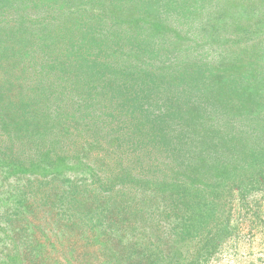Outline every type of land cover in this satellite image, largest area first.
<instances>
[{
  "label": "rangeland",
  "instance_id": "obj_1",
  "mask_svg": "<svg viewBox=\"0 0 264 264\" xmlns=\"http://www.w3.org/2000/svg\"><path fill=\"white\" fill-rule=\"evenodd\" d=\"M98 1L0 0V264H187L201 253L199 264H264V189L251 188L242 199L234 190L229 197L223 184L209 177V187L197 183L204 193L194 197L195 191L192 199L173 192L172 178L155 182L145 162L136 165L123 156L125 149L137 151L135 140L115 144L110 134L93 135V126L101 127L108 117L113 126V119L118 122V131L127 130L125 111L101 108L96 102L100 95L77 99L73 106L65 103L61 92L71 89L86 97L99 75L87 73L79 80L70 68L76 56L67 55L62 70L71 74L60 84L56 55L44 52L46 43L67 46L77 31L74 18L83 16L111 31L106 44L99 45L104 57L96 61L118 64L112 54L128 58L140 89L149 85L158 92V106L174 103L179 92L171 89L174 77L194 64L202 66L203 86L226 116L235 120L252 108L257 115L264 109V0H203V5L187 0L177 6L184 16L169 21L139 18L133 3L119 11L105 0L111 17L97 21ZM174 7L170 10L176 12ZM160 35L174 59L159 60L161 52L149 59L147 51L140 55L126 41ZM97 49L84 57L94 58ZM75 79L78 84L70 82ZM103 99L108 107L110 101ZM80 114L86 116L79 119ZM250 137L247 141L259 148L252 145L251 162L240 165L247 180L252 169L244 165H259L264 156L263 136ZM24 154L30 157L25 162ZM27 181L25 190H18ZM44 188L47 195L42 193L38 213L21 212L26 204L22 193ZM219 206H224L221 217L230 208L231 230L204 258L207 238L220 226ZM21 225L28 229L15 240Z\"/></svg>",
  "mask_w": 264,
  "mask_h": 264
},
{
  "label": "trees",
  "instance_id": "obj_2",
  "mask_svg": "<svg viewBox=\"0 0 264 264\" xmlns=\"http://www.w3.org/2000/svg\"><path fill=\"white\" fill-rule=\"evenodd\" d=\"M78 1L81 2L82 0ZM83 1L86 2L87 0ZM105 1L108 2L109 6L119 11L123 5L133 3L132 9L136 10L137 17L150 19L158 17L169 21L171 18H180L179 15L184 16L183 12L180 11L181 8L177 6L185 3L187 0ZM189 1L203 5V0ZM120 2L123 4H120ZM98 3L101 7H98V11L101 14H98L99 18H97V21H102L103 17H111L103 1L100 0ZM173 5L177 7H174L177 14L175 11L170 10ZM190 6H193L191 2ZM190 16L192 14H189ZM74 19L77 31L71 40L67 37L69 39L67 41L68 45L60 49V46L55 45L51 47L49 43H46L44 52L51 51L57 56H55L53 62H57L56 64H60L61 66V70L57 74V80L60 84L64 85L67 82L65 81L67 77L64 75L71 74L62 70V65L63 69L64 67L66 69V62L69 60L67 55L76 56L77 60H75V63L70 68L79 77V80H81L80 77H84L87 73L99 76L97 81H92L94 84L90 86V89L87 91L88 96L86 97L79 98L77 94L73 95L71 89L69 93L66 91L61 92L65 95V103L68 101L71 103L70 106H73L77 99H82L83 102L84 99L91 98L92 95H96L94 97L100 95L102 96V100H104V97L110 103L106 107L107 104L103 103L100 100L101 98H99L96 101L98 106L100 105L103 109L116 107L118 108L117 111H125L127 117L130 119H128L129 125L127 130L119 129L118 131L120 125L115 119H113L114 126L112 122H106L110 118L108 117L109 114L106 113L104 117H108V119H105L104 123L102 119L101 127L93 126V135H96V139H101L110 134L114 137L115 144L117 142L120 143V141L123 142L125 138L128 142L135 140L137 151L132 152L131 149H125V155L123 156L128 158L129 161L136 162V165L145 162L148 166L146 173L151 174L155 182L164 183L167 177L169 179L172 178V182L176 184L177 188L173 192L185 193L187 195L185 198L194 195L195 191L197 193L194 197L202 195L204 191L199 189L196 184L201 182L204 187H209V177L214 178V182L223 184L221 186L224 190L223 193H229V197L233 196L234 190H236L238 198L242 199L246 197L251 188L254 190L264 189V156L258 159L259 161L257 160L259 165H252V163L244 165V170L248 171L252 169L249 172V180L244 177L240 169L241 164L249 160L251 162L252 157L248 153L252 145L259 148L258 143L255 144L254 141L248 142L247 136H252L257 140H260V136H263L264 140V109H261L257 115L254 108L250 109L248 113L242 111L236 115L235 120H232V118L225 115V112L220 107H217L210 96V92L203 86L201 78L202 76H206V74L202 66H195L194 64L183 67L179 75L174 77L171 89L175 91L179 90L178 95L173 96L174 103L168 104L166 100L163 104H160L161 106H158L156 104L159 97L157 95L158 92L154 94L153 88L149 85L140 89L141 82L136 78L139 74L132 69L133 65L128 62V58L123 59L121 56H117V54L114 56L112 54L109 57L118 64L107 62L105 64L104 62L100 63L96 61L98 58L102 59L104 57L99 52L101 51L100 49L104 51L105 49L100 48L99 45L106 44L105 40L111 35L108 27L107 29H98L99 25L86 22L83 16H76ZM66 32L64 33L66 34ZM147 34L149 37L152 36L151 33ZM149 37L138 36L135 39L127 37L126 41L129 45L132 44L130 47L137 49L140 55H144V51H147L149 59L160 52V57L163 58L159 60H172L176 57L172 53H169L171 50L168 47L163 46L165 43L162 35H160L159 39L154 38L150 40ZM166 40L168 39L166 38ZM91 48L98 49L95 57L88 59L84 56L88 54ZM182 55L185 56V54ZM45 57L47 58L46 55ZM182 61L184 62L183 59ZM91 62H94V64ZM47 64L50 67L49 60H47ZM145 71L144 69H140L139 73L143 74ZM107 73L109 74L108 78L105 75ZM79 80L75 79L70 82L78 84L77 81ZM68 87L70 88V86ZM96 88H100V91H96ZM112 90H115V93ZM117 91L121 95H118ZM113 101L114 104L112 106ZM97 110L101 111L98 108ZM83 116L86 115L80 114L79 119ZM100 118H102V115ZM46 127L51 128L52 126L49 124ZM252 137H250L251 140ZM162 151L163 156L161 154ZM26 154L23 155V159L25 158L23 162L30 159L29 155ZM254 155L259 156L261 154L254 153ZM26 166L28 167L27 164L24 167L26 168ZM199 174L201 180L198 178ZM205 180H207V186ZM28 183L30 184L29 181L26 184L24 183L22 189L18 188V190H25L23 187ZM46 191L44 188L42 191L40 189L36 192L33 190L34 194L29 192L22 193L24 194L23 198L26 204L24 209H21V212L30 213L29 215L38 213L40 202L44 200L42 193L46 196ZM218 197L221 198V195H218ZM168 199L171 201L170 197ZM171 205L172 203H169L166 206ZM212 207L215 206L212 205ZM223 207L219 206L217 209L218 217L221 218L220 226L217 225L214 231L211 230V236L207 238L208 247H206L204 258L214 252L217 245L231 230L229 225L231 210L229 208L225 216L221 217L223 215L221 213L224 212ZM26 228L23 225L19 229L15 228V240L25 233ZM202 256V253L200 256H196L195 254L194 259H191L187 264H199L198 262Z\"/></svg>",
  "mask_w": 264,
  "mask_h": 264
}]
</instances>
